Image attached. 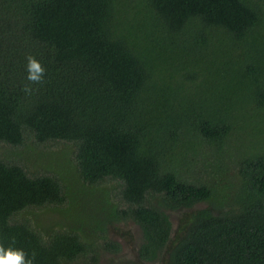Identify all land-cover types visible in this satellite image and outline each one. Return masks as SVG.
<instances>
[{
  "label": "trees",
  "instance_id": "1",
  "mask_svg": "<svg viewBox=\"0 0 264 264\" xmlns=\"http://www.w3.org/2000/svg\"><path fill=\"white\" fill-rule=\"evenodd\" d=\"M129 222L136 264H264V0H0V245L100 264Z\"/></svg>",
  "mask_w": 264,
  "mask_h": 264
},
{
  "label": "rangeland",
  "instance_id": "2",
  "mask_svg": "<svg viewBox=\"0 0 264 264\" xmlns=\"http://www.w3.org/2000/svg\"><path fill=\"white\" fill-rule=\"evenodd\" d=\"M208 181H212L205 174H201ZM234 176V173L231 172L229 178ZM216 183H219V180H216ZM110 190H113L115 187L110 185ZM233 195V192H232ZM80 206L84 205V198L79 200ZM205 204H199L196 208H204ZM168 215L171 218L174 228H176L179 219L181 218V212H173L167 211ZM62 215L54 214L48 217L40 216L41 224L48 225L49 222H53L51 224L56 225L66 220L59 219ZM109 238L111 241L118 242L121 246V252L119 254L106 253L101 258L100 264H119V263H129L136 264L139 262L138 251L142 242L141 230L140 228L133 222L123 223L120 225H116L115 228H110L109 230Z\"/></svg>",
  "mask_w": 264,
  "mask_h": 264
},
{
  "label": "clouds",
  "instance_id": "3",
  "mask_svg": "<svg viewBox=\"0 0 264 264\" xmlns=\"http://www.w3.org/2000/svg\"><path fill=\"white\" fill-rule=\"evenodd\" d=\"M28 79L31 81H40L44 69L40 63L32 56L27 57ZM0 264H33L32 258H26L23 249L0 245Z\"/></svg>",
  "mask_w": 264,
  "mask_h": 264
}]
</instances>
